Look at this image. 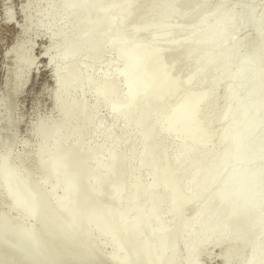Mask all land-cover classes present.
I'll list each match as a JSON object with an SVG mask.
<instances>
[{
    "label": "bare ground",
    "instance_id": "bare-ground-1",
    "mask_svg": "<svg viewBox=\"0 0 264 264\" xmlns=\"http://www.w3.org/2000/svg\"><path fill=\"white\" fill-rule=\"evenodd\" d=\"M29 2L0 94V264H174L181 249L185 264H197L209 246L231 242L250 250L245 264H264V24L256 39L238 37L257 30L262 11L238 3L234 12L232 0H47L37 14L58 9L47 26L60 51L44 53L58 117L34 131L44 116L31 123L38 146L29 174L13 166V146L31 147L20 145L17 107L35 65L22 82L33 62L20 41L34 29ZM89 92L96 103L86 108ZM100 108L111 109V127L88 133ZM120 122L121 133L138 127L127 154ZM104 133L110 146L86 148ZM28 150L17 159L26 162ZM24 214L33 221L20 228Z\"/></svg>",
    "mask_w": 264,
    "mask_h": 264
},
{
    "label": "rangeland",
    "instance_id": "rangeland-1",
    "mask_svg": "<svg viewBox=\"0 0 264 264\" xmlns=\"http://www.w3.org/2000/svg\"><path fill=\"white\" fill-rule=\"evenodd\" d=\"M46 1L47 0H33V1L30 0L29 11L31 12L30 14L35 16L34 29L29 32L30 34L28 33L30 38H28L27 41L23 40V39L20 40L21 44L25 43L27 45V43H28L27 49L25 52V56L28 54V56H26L27 59H29V57H30V59L33 58V59H31V61H33L31 63V66H29L28 68H24V71L22 72L23 74L21 73L22 74L21 78L23 77L22 82L25 80L24 78L27 77V75H28L29 71L31 70L32 66L34 65V61H35V65L31 71V74H30L29 83L26 86L23 94H21V96L19 97L18 102H17L18 113H19L20 118H21V125L19 127L20 145L23 142H27L31 147L29 149L28 147H26L25 144H23L21 151L18 152L17 149L15 148V145L13 146V155L15 156L13 166L17 172H20L23 170L20 168H24L25 166L26 167L28 166L29 168L28 167L27 168L29 169V172L33 170L29 174H33V172L35 173V171L37 169V162L34 159L36 150H34V149H37V146H38L37 138H35V140H34L31 137V133H30L31 123H33L37 117L41 116V114H42V116H44V117H40V118L36 119V121H35L36 123H34L35 125L33 126V131H34L37 124L40 121H42V120L46 121V122L53 121L58 117V107H57L58 102H57L56 96H55V103L56 104H54V106H56L55 112H53V110H52L53 109L52 108V101L50 98V93L52 91V83H51V77H50V70L47 68V60L44 57V53L47 50H48V52H46V54H48L50 57L53 56L55 53L60 51V49H59L60 47H57L59 45L58 42H60L59 39H54V41L55 40L56 41L55 42L53 41L52 35H49L52 33V28L47 26L49 15H50V17H52L53 15H55V13H57L56 11H58V9L56 10L55 9L56 6L53 7L54 5L52 6L53 9L50 6V7H48L47 10H44L42 12V14L39 16L37 14V12L39 10L40 11L43 10V8L45 7ZM232 1L234 3V6H235L234 12H237V10H239V4L238 3H247L251 8L256 7L260 10V12L262 11L261 16L263 17V22L261 23V25H259L257 30H255V31L248 30L245 33L240 34L241 36L240 35L238 36L239 38H242L244 35H246L251 40L256 39V35L258 34V32L260 31V29L263 27V24H264V0H232ZM27 5H28V3H27ZM27 5H26V16L28 14ZM23 6H24V0H0V94H2L5 90V80L7 79V73H8V70L10 68L9 58H8L9 51L12 49V47L15 45V43L22 37L21 32L24 28ZM49 8H51V9H49ZM53 10L55 11V13H53L54 12ZM26 16H25V19H26ZM61 30L65 31L64 25L61 26ZM75 32L78 33V31H75ZM34 37H35V42H34L35 50H34V54L32 52L30 55V52L32 50H31V46L29 44H30V42H33L32 40H34ZM16 52H17V50L14 51V54ZM112 59H114V56L109 53L105 57L106 61H104V62L108 63V61H109V63H110L112 61ZM76 64L77 65H83L80 60L77 61ZM102 64L100 65L101 67L98 66L100 68L97 67V69H96V74H95L96 79H98L99 76L101 77V75L103 73L102 69L104 68V66H102ZM58 65H59V67H62L63 63H61L62 66L60 64H58ZM113 65H114V67L112 66V70H114L117 67L116 64H113ZM53 68L55 69L56 67H53ZM12 70L14 72V66H13ZM110 71H111V66L109 68V74H110L109 76L111 79ZM114 79H116V78H114ZM114 79H113V81H114ZM120 80H121L120 78H117V80H115L114 83L116 84V86H117V84L120 87L123 86L122 80L121 81ZM15 84H16V80L14 77V78H12L11 89H13ZM220 95H222L221 99L224 101L226 99V96L224 94H220ZM94 97L95 96L91 92L87 93L86 99L84 101L86 108H88V107L91 108L94 106L93 104L96 103V98H94ZM88 99H89V101H88ZM4 102H5V100H4ZM7 102H8V105H10V99L8 97H7ZM222 108L223 107H222V103H221L216 108H214V109L211 108L210 110H208V112H209L208 114H210V116H212V117H216V116H218L217 113L222 111ZM9 110L12 112L11 109H8V110H6V114L9 113V115H10L11 112H8ZM6 114H4V116ZM214 115H216V116H214ZM99 116H101V117H99ZM111 121H112L111 109L100 108L99 113L97 115V118L94 120L93 124L89 127V129L87 131H88V133H90V132L92 133L94 128L97 125H102L103 128L108 127V129H109V126L111 127ZM260 125H261L260 123L256 124V126H260ZM121 129H122V122L118 123L115 126L114 130H115L116 134H118V136L121 135V136H119V138H121L120 139L121 147H124V149H125L124 150L123 148L120 147L119 152L121 153L124 151L122 154H125L126 153L125 151H127V147H128L126 144H127V142L131 141L133 136H135L137 134L136 132L138 131V127L130 128L129 131L127 130L128 132L125 131L123 133H121L122 132ZM105 136H106L105 133L104 134H94L92 137L90 136L89 141L86 144V148H90V149L94 148L98 144L102 143L104 140H106V142H105V143H107L106 146H108V145L110 146L111 137L109 139H106ZM123 141H125V142H123ZM15 143H16V141H15ZM122 143H124V144H122ZM125 146H127V147H125ZM172 147H173V141L172 140L168 139V140L164 141V148L168 153H169V151H171ZM25 148L27 150L29 149L27 151L28 162H27V160H26V162H23V161L17 159V157H16V155L21 154ZM0 156H1V153H0ZM204 157H209V153H205ZM103 158H105V156ZM31 161H32V163H31ZM98 164L102 165L103 162L101 160H99ZM31 166H32V169H30ZM133 166L131 164L129 165V167H128L129 169L127 168V172H126L127 175H131L133 173V169H132ZM130 167L132 170L130 169ZM145 169L146 168H143L141 170V172L143 171V173L139 172L140 177H143L144 174L146 173V171H144ZM125 185H126L127 189L125 188ZM125 185L123 186V188L119 194L120 196H122L127 191H129V187H131L130 182L125 184ZM45 189H48V186H45ZM121 193H123V194H121ZM104 199L107 201L109 200L108 196H105ZM170 216H171V212H170L169 208L164 207L162 210V219H163L165 224H168V221L170 220ZM24 217H26L27 220H26V222L22 221V223H20V225H19L20 228L28 226L33 221V219L31 218L30 215L24 214ZM38 226H37V228H38ZM185 230L187 231V229H185ZM185 230L183 229L181 232V239H184L186 237L185 236V232H186ZM219 233L220 232H217V235ZM217 235L215 234V237ZM219 247H221V248H219ZM110 249H111V247L107 248L106 250L110 251ZM182 252H183V250L181 249L179 252V256H178L179 259L177 258V260L174 264H185L186 263L187 252L184 250L185 256L182 255L183 254ZM249 255H250V250L245 245L239 244L237 242H231L229 244H224L221 246L216 245V247L214 245H211L198 257L197 264H222V261H223V264H245ZM228 256L232 257V259H229Z\"/></svg>",
    "mask_w": 264,
    "mask_h": 264
}]
</instances>
